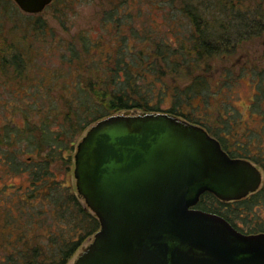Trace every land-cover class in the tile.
<instances>
[{"label": "trees", "instance_id": "obj_1", "mask_svg": "<svg viewBox=\"0 0 264 264\" xmlns=\"http://www.w3.org/2000/svg\"><path fill=\"white\" fill-rule=\"evenodd\" d=\"M65 1L52 0L45 8ZM161 1L169 8L166 31L134 15V0H103L107 8L101 9L97 28L64 36L46 28L40 15L18 18L13 1L0 0V91L6 93L0 97L6 117L0 122V163L6 175L22 176L0 189V264H66L99 228L96 215L67 182V170L77 137L110 114L182 116L205 127L229 155L249 158L264 171L263 150L253 154L239 140L227 149L225 129L211 131L183 110L207 83L192 77L181 85L184 65L194 68L204 57L228 52L231 43L257 34L264 28V11L229 15L232 10L224 9L232 5L229 0ZM184 14L194 30H185ZM167 98L170 105L163 107ZM7 112L20 114L21 122ZM198 203L243 231H264L256 209H264V177L256 191L240 199L224 201L205 191ZM252 216L259 220L251 223Z\"/></svg>", "mask_w": 264, "mask_h": 264}, {"label": "water", "instance_id": "obj_2", "mask_svg": "<svg viewBox=\"0 0 264 264\" xmlns=\"http://www.w3.org/2000/svg\"><path fill=\"white\" fill-rule=\"evenodd\" d=\"M13 1L38 13L52 0ZM73 176L100 223L73 264H264V231L192 207L205 191L240 199L263 179L198 123L165 111L100 118L77 143Z\"/></svg>", "mask_w": 264, "mask_h": 264}, {"label": "rangeland", "instance_id": "obj_3", "mask_svg": "<svg viewBox=\"0 0 264 264\" xmlns=\"http://www.w3.org/2000/svg\"><path fill=\"white\" fill-rule=\"evenodd\" d=\"M151 1H155L156 4H151ZM227 2H232L233 5L227 3L229 6L224 7L225 10H232L229 15L251 10L260 11V13L264 11V0H229ZM13 3L17 6L14 1ZM131 7H133L132 13L136 16L139 13V18L142 22L145 21V24L149 22L156 29L167 30L168 26L165 23V18L169 8L161 0H134ZM104 8L107 7H105L103 0H66L60 5L56 3V5L44 8L41 12L32 14L35 17L40 15L46 23V28L53 33L65 36L81 28L91 26L97 28L98 17L101 9ZM17 9L19 11L18 18L28 14L18 6ZM182 17L185 30H187V27L189 31L194 30V26L189 22L186 15L184 14ZM34 19L32 20L34 21ZM211 20L210 24L212 23ZM45 38L49 41L50 34L47 33ZM35 44L39 47L43 45L42 43ZM231 45L232 43L228 47V52L204 57L194 68L184 65L187 72L183 71L185 74L181 78L183 87L192 81V77H198L207 83L208 88L204 90L205 93L202 91L197 94L190 105H184L183 110L194 118L203 121L211 131L223 132L225 129L226 134H228L226 139L227 149L235 148L234 141L239 140L245 145L249 144L253 154L260 153L261 150L264 152V28L259 30L257 34L238 41L233 47ZM5 96V91H0V97L5 98ZM170 102L167 98L162 102V106L167 107ZM132 111L140 112L139 110ZM4 113V109L0 106V122L6 119ZM9 113L7 112V114ZM9 115H13L17 121L21 122L20 114L10 113ZM229 121L232 125H229ZM83 133L77 137L70 151L72 161L67 170V182L70 183L71 189L78 196L73 176L74 154ZM67 152L66 150L65 153ZM257 166L263 171L261 165L257 164ZM63 172L65 173V170ZM59 176H62L60 171ZM21 177L19 175H6L0 163V189H7V183H18ZM79 198L85 204L83 198L81 196ZM42 208H45V206ZM2 209L5 213L9 210L7 205H3ZM256 209L259 213L258 218H262V221H264V209L261 207ZM14 213L16 215L18 211L14 210ZM242 216L246 219L250 217L246 214H242ZM23 217L22 220L26 222V216L23 215ZM258 218L252 216L251 223H255L259 220ZM237 223L242 224L240 219ZM41 231L46 232V229L41 228ZM91 238L92 235L83 240L66 264H73L77 255L90 242Z\"/></svg>", "mask_w": 264, "mask_h": 264}, {"label": "flooded vegetation", "instance_id": "obj_4", "mask_svg": "<svg viewBox=\"0 0 264 264\" xmlns=\"http://www.w3.org/2000/svg\"><path fill=\"white\" fill-rule=\"evenodd\" d=\"M231 122H229V124H230ZM263 172V175H264V171H262ZM199 199H200V197H199ZM199 199H198V201H199ZM198 201L192 206L193 208H198V209H201V210H205V209H203V208H201V206H200V204L198 203ZM230 201H233V200H230ZM205 211H208V212H213V211H210V210H205ZM213 213H215V212H213ZM231 223V222H230ZM232 224V223H231ZM233 225V224H232ZM236 229H238L239 231H241V232H244V233H255V232H246V231H243V230H241L240 228H238V227H236L235 225H233ZM256 232H259V231H256Z\"/></svg>", "mask_w": 264, "mask_h": 264}]
</instances>
